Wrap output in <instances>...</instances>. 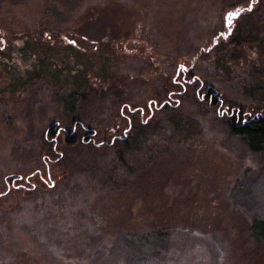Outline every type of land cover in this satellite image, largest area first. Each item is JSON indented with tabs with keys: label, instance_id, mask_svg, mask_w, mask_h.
<instances>
[{
	"label": "rangeland",
	"instance_id": "rangeland-1",
	"mask_svg": "<svg viewBox=\"0 0 264 264\" xmlns=\"http://www.w3.org/2000/svg\"><path fill=\"white\" fill-rule=\"evenodd\" d=\"M253 2L0 0V194L11 182L31 189L23 183L31 174L44 179L33 180L31 192L0 198V264L106 262L91 238L110 246L113 264H264V246L251 239L246 214L255 158L191 98L158 114L163 131L124 161L81 142L60 145L65 170L46 177L41 143L52 123L65 127L68 118L89 130L109 129L120 104L146 103L179 60L229 28L228 12ZM49 8L61 17L43 19ZM40 21L45 39L59 35L74 51L50 58L41 46L51 41L22 46ZM197 60L200 79L230 102L250 104L252 56L227 65L231 80L212 61ZM69 93L85 99L72 98L64 118ZM173 114L195 120L200 134L177 138L168 122ZM149 232L167 237L145 255L123 236Z\"/></svg>",
	"mask_w": 264,
	"mask_h": 264
},
{
	"label": "trees",
	"instance_id": "trees-1",
	"mask_svg": "<svg viewBox=\"0 0 264 264\" xmlns=\"http://www.w3.org/2000/svg\"><path fill=\"white\" fill-rule=\"evenodd\" d=\"M253 4L244 9L240 16L233 20L229 28L222 34H218L210 44L201 49L196 56L192 58H182L178 61L175 70L170 78H166L163 87L159 91H153L146 103L141 106H132L129 104H120L115 113L113 124L109 129L97 131L85 128L82 121H74L68 118L65 127L59 123H52L42 136L43 158L42 163L46 168V177L56 178L53 174L62 175L65 170L66 159L59 152V146L72 147L81 142L87 151L96 150L106 152L111 151L117 160L124 161L128 156L137 153L141 148H145L149 141L158 137L163 131V126L157 118L158 114H166L169 111L178 110L185 99L191 98L199 107L201 113L207 117L210 113L214 114V121L222 126L227 134L239 140L244 148L252 154L257 164V174L251 181L248 192V205L246 214L249 215L248 233L251 239L264 246V0H254ZM60 18L61 14L55 9H46L43 19ZM230 30V34L228 31ZM43 24L40 23L26 34L30 37L22 39V46L34 45L41 46L40 42L51 45L46 48L41 46V51L47 53L50 58L55 55L65 53L67 49L74 51V44H66L59 39V35L53 34L47 36ZM15 45V44H14ZM17 46V45H15ZM3 45L0 50L3 51ZM76 49V48H75ZM252 56L250 77L252 78L251 89L245 90L246 99L250 104L237 105L223 97L215 88L209 86L204 80L195 73L197 58L206 61H212L215 68L221 69L223 77L231 80L227 65L235 64L240 58ZM0 62L5 63L0 59ZM237 64V63H236ZM39 66V64H38ZM218 77L220 75L217 74ZM105 79V78H103ZM111 87H115L110 82ZM87 91L92 90V85H87ZM108 91L109 88H106ZM80 98L76 93H69L62 99L64 102V118L70 116V100ZM81 100L85 95H81ZM168 122L172 126L177 138L188 140L192 136L200 134V126L195 120L184 119L178 114L168 117ZM81 132L84 136L79 137L77 133ZM55 169L61 170V173L54 172ZM25 187L20 181L15 184L7 185L0 198L10 194H23L24 190L33 191L34 183L38 180L43 183V178L37 174H31L23 179ZM34 180V181H33ZM11 185V186H10ZM39 185V183H38ZM34 188V189H33ZM122 234V233H121ZM127 240H130L137 252L141 255L149 254L161 240L166 239V234L159 232H149L141 235L132 233H123ZM91 238L89 241L98 244L99 249L95 255L101 256L110 263L108 255L110 246L103 245L100 240ZM99 260V259H98ZM129 264V263H127Z\"/></svg>",
	"mask_w": 264,
	"mask_h": 264
},
{
	"label": "water",
	"instance_id": "water-1",
	"mask_svg": "<svg viewBox=\"0 0 264 264\" xmlns=\"http://www.w3.org/2000/svg\"><path fill=\"white\" fill-rule=\"evenodd\" d=\"M242 11L243 10H236L233 12H228L224 17V20H225L224 27L228 28L229 25L233 22V20H236L240 16ZM230 14H232V15H230ZM228 33L230 34V30L228 31Z\"/></svg>",
	"mask_w": 264,
	"mask_h": 264
},
{
	"label": "snow or ice",
	"instance_id": "snow-or-ice-1",
	"mask_svg": "<svg viewBox=\"0 0 264 264\" xmlns=\"http://www.w3.org/2000/svg\"><path fill=\"white\" fill-rule=\"evenodd\" d=\"M230 15H232V14H230Z\"/></svg>",
	"mask_w": 264,
	"mask_h": 264
}]
</instances>
